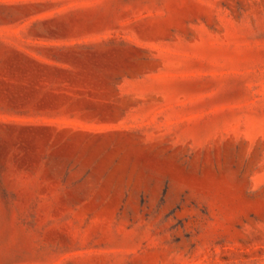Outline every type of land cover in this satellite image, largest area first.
<instances>
[{
	"label": "rangeland",
	"instance_id": "obj_1",
	"mask_svg": "<svg viewBox=\"0 0 264 264\" xmlns=\"http://www.w3.org/2000/svg\"><path fill=\"white\" fill-rule=\"evenodd\" d=\"M0 264H264V0H0Z\"/></svg>",
	"mask_w": 264,
	"mask_h": 264
}]
</instances>
